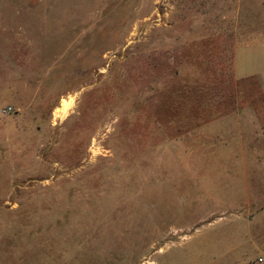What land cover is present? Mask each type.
I'll list each match as a JSON object with an SVG mask.
<instances>
[{
    "label": "rangeland",
    "instance_id": "374dc122",
    "mask_svg": "<svg viewBox=\"0 0 264 264\" xmlns=\"http://www.w3.org/2000/svg\"><path fill=\"white\" fill-rule=\"evenodd\" d=\"M264 0H0V264H264Z\"/></svg>",
    "mask_w": 264,
    "mask_h": 264
},
{
    "label": "crops",
    "instance_id": "0c3cea01",
    "mask_svg": "<svg viewBox=\"0 0 264 264\" xmlns=\"http://www.w3.org/2000/svg\"><path fill=\"white\" fill-rule=\"evenodd\" d=\"M259 36L264 37V34ZM233 72L237 79L255 80L264 92V42L237 48L233 57ZM5 108L0 97V114Z\"/></svg>",
    "mask_w": 264,
    "mask_h": 264
},
{
    "label": "built area",
    "instance_id": "2783aa9c",
    "mask_svg": "<svg viewBox=\"0 0 264 264\" xmlns=\"http://www.w3.org/2000/svg\"><path fill=\"white\" fill-rule=\"evenodd\" d=\"M11 111L10 107H6L5 109L2 110V114H7Z\"/></svg>",
    "mask_w": 264,
    "mask_h": 264
}]
</instances>
